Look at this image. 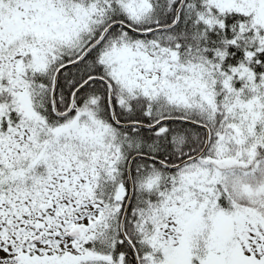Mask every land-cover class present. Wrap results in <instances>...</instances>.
<instances>
[{
  "label": "snow or ice",
  "instance_id": "obj_1",
  "mask_svg": "<svg viewBox=\"0 0 264 264\" xmlns=\"http://www.w3.org/2000/svg\"><path fill=\"white\" fill-rule=\"evenodd\" d=\"M0 264H264V0H0Z\"/></svg>",
  "mask_w": 264,
  "mask_h": 264
}]
</instances>
